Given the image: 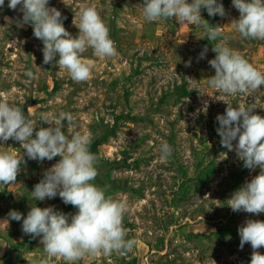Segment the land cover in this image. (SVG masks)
Listing matches in <instances>:
<instances>
[{"label": "rangeland", "instance_id": "1", "mask_svg": "<svg viewBox=\"0 0 264 264\" xmlns=\"http://www.w3.org/2000/svg\"><path fill=\"white\" fill-rule=\"evenodd\" d=\"M217 2L225 8L223 17L201 9L202 18L223 32L212 41L191 23L146 21L143 0H49L74 37L80 8L95 6L115 42V57L99 58L91 48L82 54L92 62V78L80 83L55 61L43 63V42L22 23L19 6L12 10L5 0L0 8V101L21 107L36 131L49 126L40 120L44 114H72L75 128L66 123L65 135L90 132L96 143L90 145L99 157L93 183L127 204L123 226L127 238L136 241L133 249L73 264H250L253 249L250 243L240 249L238 228L248 219L264 221V213L233 212L227 200L260 169H246L234 150L221 145L216 118L225 114L223 100L253 107L264 117V86L235 96L218 93L208 83L215 75L209 61L216 55L212 47L226 37L228 47L264 72V40L243 38L232 24L239 18L232 0ZM165 142L172 148L167 162L160 159ZM0 151L23 155L20 142L12 139L0 141ZM59 159L40 162L25 155L15 184L0 185V264H31L45 257L41 237L25 234L23 220H11L10 211L26 218L33 205L52 206L69 219L78 211L59 195L30 199ZM258 251L264 254V247ZM48 264L66 262L48 258Z\"/></svg>", "mask_w": 264, "mask_h": 264}, {"label": "clouds", "instance_id": "2", "mask_svg": "<svg viewBox=\"0 0 264 264\" xmlns=\"http://www.w3.org/2000/svg\"><path fill=\"white\" fill-rule=\"evenodd\" d=\"M143 3V17L148 22L174 19L179 24L201 27L209 40L223 37L219 25H211L201 16L202 8L209 16H225V8L217 0H143ZM4 4L5 0H0V8ZM232 5L239 11V18L232 21L235 31L243 38L264 40V0H232ZM18 6L23 13L22 23L30 24L34 37L43 42V63L55 61L54 65L66 70L77 83L92 78V62L82 58L88 48L99 58L118 55L109 26L95 6L80 8L79 23L73 19L79 29L75 37L64 26L66 17H62L55 7H49V0H9L10 9L16 10ZM226 39H220L212 47L216 55L209 61L215 69V75L208 79L210 87L218 93L235 96L264 86V72L228 47ZM207 51L205 47L200 58H204ZM186 66H190V62ZM26 74L36 78L31 71ZM223 101L227 104L225 114L216 118L221 145L228 151L234 150L246 169H260L258 175L233 192L227 206L233 212L264 213V117L255 114L253 107H233ZM40 120L49 126L36 131V125L26 118L21 107L0 101V141L12 139L23 147V155L0 151V185L15 184L21 165L27 162L25 155L40 162L59 156V161L47 169L34 186L30 199L44 201L59 195L66 205L78 209L70 219L68 214L52 206L33 205L26 218L18 211L9 212L11 220H23L25 234L41 237L45 257L33 259L31 264H48V258H62L66 264H73L85 257L130 252L136 241L127 238L128 229L123 226L126 202L107 196L105 188L93 183L98 176L99 157L90 151L92 134L73 132L70 137L65 135L66 123L75 128L70 113L61 112L55 118L44 114ZM160 152L161 161L167 162L172 148L165 142L161 144ZM238 233L240 249L246 243L253 249L250 264H264V254L258 251L264 247V221L248 219L238 228Z\"/></svg>", "mask_w": 264, "mask_h": 264}, {"label": "trees", "instance_id": "3", "mask_svg": "<svg viewBox=\"0 0 264 264\" xmlns=\"http://www.w3.org/2000/svg\"><path fill=\"white\" fill-rule=\"evenodd\" d=\"M96 143L92 142L91 145H94L95 146Z\"/></svg>", "mask_w": 264, "mask_h": 264}]
</instances>
